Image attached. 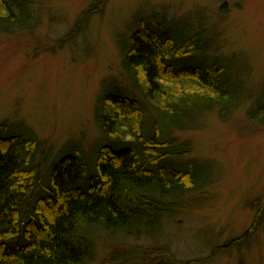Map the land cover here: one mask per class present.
I'll use <instances>...</instances> for the list:
<instances>
[{"label":"rangeland","instance_id":"1","mask_svg":"<svg viewBox=\"0 0 264 264\" xmlns=\"http://www.w3.org/2000/svg\"><path fill=\"white\" fill-rule=\"evenodd\" d=\"M96 1L33 0L32 17L0 25V123L35 133L48 166L68 142L87 149L101 138L93 112L102 84H127L122 45L136 21L158 13L189 31L201 27L213 38L212 54L234 61L241 88L228 111L169 130L175 146L187 144L182 160L210 168L205 201L150 239L97 235L93 264H264V208L255 219L250 205L264 203V124L247 118L264 95V0H107L102 13L81 18ZM254 219L260 225L249 231Z\"/></svg>","mask_w":264,"mask_h":264},{"label":"trees","instance_id":"2","mask_svg":"<svg viewBox=\"0 0 264 264\" xmlns=\"http://www.w3.org/2000/svg\"><path fill=\"white\" fill-rule=\"evenodd\" d=\"M106 1L81 18L102 13ZM32 3L0 0V25L30 16ZM189 30L158 13L136 21L122 45L127 84H102L93 112L101 138L87 149L68 142L48 166L35 133L0 123V264H93L97 235L150 239L151 230L161 234L205 201L210 168L182 160L187 144L175 146L169 130L192 116L228 111L241 88L234 61L212 54L204 29ZM262 103L264 95L249 107L250 123L264 124L256 118ZM250 205L256 219L264 203ZM255 219L249 231L260 225Z\"/></svg>","mask_w":264,"mask_h":264},{"label":"bare ground","instance_id":"3","mask_svg":"<svg viewBox=\"0 0 264 264\" xmlns=\"http://www.w3.org/2000/svg\"><path fill=\"white\" fill-rule=\"evenodd\" d=\"M170 125H172V126H173V125H174V123H172V124H170ZM182 127H183V126H182ZM182 127L180 128V130L182 129Z\"/></svg>","mask_w":264,"mask_h":264}]
</instances>
